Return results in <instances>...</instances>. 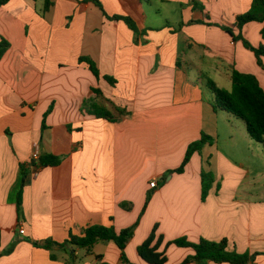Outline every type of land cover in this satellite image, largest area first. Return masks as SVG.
Wrapping results in <instances>:
<instances>
[{"label": "crops", "instance_id": "0c3cea01", "mask_svg": "<svg viewBox=\"0 0 264 264\" xmlns=\"http://www.w3.org/2000/svg\"><path fill=\"white\" fill-rule=\"evenodd\" d=\"M98 1L102 7L90 0H10L0 8V42L10 43L0 60V264H64L66 254L56 249L60 260L52 261L35 244L64 243L94 225L119 233L138 222L126 248L131 264H146L138 248L155 227L164 238L160 251L187 238L228 240L229 251L264 253V199L245 185L244 162L255 142L238 137L229 118L221 121L230 114L214 109L207 84L231 92L236 70L255 76L264 90V57L261 67L222 28L233 29L253 0ZM114 16L131 18L141 33L109 19ZM263 28L249 23L242 35L259 48ZM82 57L97 65L99 80L80 64ZM100 110L112 120L94 116ZM203 134L212 143L184 174H170ZM35 146L61 164L32 175L20 217V166L31 161ZM203 171L216 177L205 202ZM73 250L81 264H98L96 256L125 264L114 242L98 243L90 254ZM193 255L172 245L166 264ZM256 263L264 264V256Z\"/></svg>", "mask_w": 264, "mask_h": 264}, {"label": "trees", "instance_id": "16d2710c", "mask_svg": "<svg viewBox=\"0 0 264 264\" xmlns=\"http://www.w3.org/2000/svg\"><path fill=\"white\" fill-rule=\"evenodd\" d=\"M9 2L10 0H0V8L7 5ZM90 2L102 7L98 0H90ZM193 7L196 10L203 9L195 2ZM109 19L114 21H123L136 36L141 33L137 24L129 17L114 16L109 17ZM253 22L264 24V0H253L251 9L247 13L236 17L235 26L233 29L228 27L222 28L232 37L234 42L241 41L248 50L254 52L258 59L259 65L262 67L264 46L261 45L259 48H254L242 35L244 26ZM191 23L193 24L197 22ZM235 29L238 31L237 34ZM262 37L264 39V28L262 30ZM9 48L10 43L5 39H2L0 42V60L3 58ZM82 63H86L89 66L90 71L98 80L101 78L97 65L90 58H80V64ZM104 79L112 86L116 84V81L113 78L104 77ZM232 81L233 89L231 92L219 88L212 80L207 81L208 87L215 95L214 109L216 111L218 110L229 113L237 119L242 120L246 125V130L249 137L256 143L264 145V90L260 86L255 76L243 74L236 70L233 72ZM94 92L96 94H100L99 90L94 89ZM51 112L52 109L47 112L45 118ZM119 112L122 113L121 110H119ZM94 116L97 118L112 120V117L109 113L103 112L101 110L96 112ZM212 141L213 139L210 136L203 134L199 141L190 144L181 166L171 171L170 174H184L193 156L195 154H200L204 147L208 144H211ZM60 164V158L52 155H45L41 156L39 161L31 160L30 162L20 166L21 180L16 194V203L20 217H22L23 213L22 204L24 188L30 182L32 175L38 174L42 168L57 167ZM214 182L215 180L212 173L205 171L202 173L203 202L206 201L209 192L214 185ZM150 201L151 194H148L146 198V204L141 215H144ZM127 209H129V206H127ZM138 223L133 227L125 229L119 233L116 232L113 226H89L84 230L81 236H76L71 233L69 239L64 243L46 240L42 244L36 243L35 245L41 246L48 250L51 253L52 261L60 260L59 256L55 252V250L58 249V251L67 255L66 259L63 260L64 264H81V262L78 261L76 251L73 250L74 247H77L79 250H85L87 254H90L98 243L114 242L121 250L122 261L125 264H131L126 256V248L128 243L134 237ZM163 242L164 238L157 235V227H155L150 237L138 248V254L140 258L146 264H166L168 262L167 248L172 245L177 248H190L194 251V255L187 258L182 264H257V258L259 256H264V253L239 254L235 251H229L228 240L212 242L206 239H201L198 243H192L187 238H181L167 243L165 250L160 251ZM96 260L98 264H105L102 262L103 256H96Z\"/></svg>", "mask_w": 264, "mask_h": 264}, {"label": "rangeland", "instance_id": "374dc122", "mask_svg": "<svg viewBox=\"0 0 264 264\" xmlns=\"http://www.w3.org/2000/svg\"><path fill=\"white\" fill-rule=\"evenodd\" d=\"M229 114V113H228ZM230 117H221L222 122H226V119L229 118L231 122L236 124V135L238 137L247 136V130L245 123L237 119L236 117L230 115H224ZM226 134L222 132V138L225 137ZM255 142V141H254ZM221 147H223V143L221 142ZM247 157L249 158L244 163L247 164V169L249 170L250 176L246 178L245 185L248 188L254 191V194L257 199H264V145H257L255 142L253 150L247 152ZM204 169L206 170L207 166L204 163ZM204 172V171H203ZM207 172V171H205ZM193 173V170L190 171V174ZM215 175V173H214ZM216 177L214 176V179Z\"/></svg>", "mask_w": 264, "mask_h": 264}, {"label": "built area", "instance_id": "2783aa9c", "mask_svg": "<svg viewBox=\"0 0 264 264\" xmlns=\"http://www.w3.org/2000/svg\"><path fill=\"white\" fill-rule=\"evenodd\" d=\"M40 157H41V154H40L39 148L37 146H35V150H34V152L32 154V159L31 160L39 161ZM33 175L36 176L37 174H33ZM150 187L152 189L157 188V183L156 182H152L150 184ZM19 234L20 235H25V230L23 228H20L19 229Z\"/></svg>", "mask_w": 264, "mask_h": 264}, {"label": "water", "instance_id": "95a60500", "mask_svg": "<svg viewBox=\"0 0 264 264\" xmlns=\"http://www.w3.org/2000/svg\"><path fill=\"white\" fill-rule=\"evenodd\" d=\"M77 247H75V249H76Z\"/></svg>", "mask_w": 264, "mask_h": 264}]
</instances>
